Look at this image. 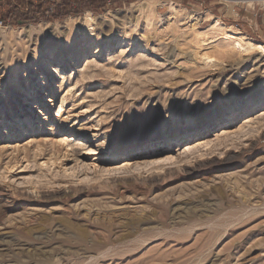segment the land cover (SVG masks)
<instances>
[{"label":"rangeland","instance_id":"374dc122","mask_svg":"<svg viewBox=\"0 0 264 264\" xmlns=\"http://www.w3.org/2000/svg\"><path fill=\"white\" fill-rule=\"evenodd\" d=\"M91 3L0 23V264H264V0Z\"/></svg>","mask_w":264,"mask_h":264},{"label":"trees","instance_id":"16d2710c","mask_svg":"<svg viewBox=\"0 0 264 264\" xmlns=\"http://www.w3.org/2000/svg\"><path fill=\"white\" fill-rule=\"evenodd\" d=\"M90 2L91 0H30L28 14L21 16L16 11H8L4 18H0V23L4 25L11 23L13 26L27 23L38 24L48 20L52 15L63 19L69 16H81L89 9H93L92 12H99L101 6L97 8L96 4L94 7Z\"/></svg>","mask_w":264,"mask_h":264},{"label":"bare ground","instance_id":"6f19581e","mask_svg":"<svg viewBox=\"0 0 264 264\" xmlns=\"http://www.w3.org/2000/svg\"><path fill=\"white\" fill-rule=\"evenodd\" d=\"M154 14V13H153ZM148 16V15H147ZM80 20V19H79ZM92 21V17H91V14H88L87 16H86V19H84V22H85V26L86 27H88V29H89V27L91 26V24H90V22ZM150 23V22H149ZM220 25V24H219ZM87 29V28H86ZM91 29V28H90ZM89 29V30H90ZM234 35V34H233ZM224 39H225V41H227V42H230L231 43V45H234L233 47H235V49L236 50H238L240 53L241 52H243L244 54H246V53H251V52H258V53H262V54H264V44H261V43H254V42H252V40L251 41H247V40H242V39H239V38H236V37H234V36H232V35H229V34H224ZM224 41V40H223ZM91 62H87V65L86 66H88L89 64H90ZM65 66H66V63H64V64H62V65H60V66H58V67H54L53 69H52V71L51 72H53L54 74H57V75H59V73L60 72H62L63 71V69L65 68ZM62 67V68H61ZM53 95V97H48V99H46L45 100V104H52V103H54L55 102V98H56V96H57V94L56 93H53L52 94ZM53 98H54V100H53ZM46 108H47V106H46ZM238 114V113H237ZM264 114V113H263ZM262 114V115H263ZM236 115V114H235ZM261 115V116H262ZM233 116V115H232ZM236 118V117H235ZM254 119H256V118H253V117H247L246 119H245V121H244V124H242V126L243 125H245V124H247V125H249V123H252L253 121H254ZM234 121V120H233ZM26 124V123H25ZM208 133V129L207 128H205V129H203V130H201V131H199V132H197L195 135H193L192 137H190V138H188V140H187V143L185 144V145H183V146H179L178 147V150L179 151H182V152H186V151H189V150H191L192 148H194V147H196V146H198V145H200L201 143L199 142V140L200 139H202V138H204V136H206V134ZM216 135H214V137H222V136H224V135H228L229 134V130L227 129V128H222L220 131H218L217 133H215ZM64 140H69V139H64ZM194 140V141H193ZM71 141V140H70ZM199 142V143H198ZM32 143H34V140H31V141H29L28 143H26V145H32ZM20 147H22V146H20L19 144H17V145H15L13 148H20ZM171 160V156H169L168 154H166V155H164V156H162V157H160L159 159H158V161H157V166H162V165H165L166 163H168L169 161ZM130 162L131 161H125V163H124V165L122 166V167H125V166H129V165H131L130 164ZM76 241V240H75ZM75 243H77V242H75ZM85 243V238L84 237H79L78 238V244L80 245V246H83L82 244H84ZM95 244V243H94ZM85 245V244H84ZM89 246V245H88ZM86 247V246H85ZM83 248H84V246H83ZM88 248V247H87ZM86 248V249H87ZM89 249V248H88ZM90 249H91V246H90ZM93 249V248H92ZM91 249V250H92Z\"/></svg>","mask_w":264,"mask_h":264},{"label":"built area","instance_id":"2783aa9c","mask_svg":"<svg viewBox=\"0 0 264 264\" xmlns=\"http://www.w3.org/2000/svg\"><path fill=\"white\" fill-rule=\"evenodd\" d=\"M41 1H44V0H41Z\"/></svg>","mask_w":264,"mask_h":264}]
</instances>
